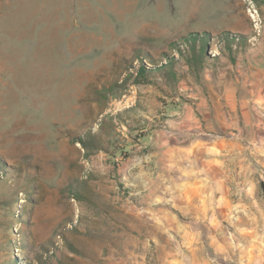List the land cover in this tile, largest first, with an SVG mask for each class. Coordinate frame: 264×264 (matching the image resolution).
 Masks as SVG:
<instances>
[{
	"label": "rangeland",
	"instance_id": "374dc122",
	"mask_svg": "<svg viewBox=\"0 0 264 264\" xmlns=\"http://www.w3.org/2000/svg\"><path fill=\"white\" fill-rule=\"evenodd\" d=\"M260 39L264 0H0V264H187L185 205L148 157L185 119L224 141L209 211L248 242L264 74L238 70L264 73Z\"/></svg>",
	"mask_w": 264,
	"mask_h": 264
},
{
	"label": "crops",
	"instance_id": "0c3cea01",
	"mask_svg": "<svg viewBox=\"0 0 264 264\" xmlns=\"http://www.w3.org/2000/svg\"><path fill=\"white\" fill-rule=\"evenodd\" d=\"M255 46L256 50L261 48L264 51V39H260ZM238 72H248V76L264 74L251 66L248 70L239 69ZM256 82L253 80L251 84ZM173 123L178 133H156L152 143L158 150L148 157L154 158L150 166L158 174L154 182L159 181L161 184V180L167 181L175 189L177 200H183L185 205L182 214L184 224L176 223L174 232L179 235L182 232L186 236L185 244L191 247V259L187 264H264V228L250 229L253 233L248 242H241L240 247L231 246L224 228L215 222L224 218L222 211L220 216L219 212L209 211V203L218 204L223 197L221 194L225 183L218 179V172L221 171L218 157L223 152L224 141L217 139L218 136L208 130L197 133L198 136L193 135V126H190L188 119ZM138 166L144 170L145 166ZM128 169V166L124 168ZM208 188L212 192L207 195ZM209 220H214L212 224L216 223V226L209 227ZM209 247L222 258L220 262L208 257ZM232 247L233 251L229 250ZM232 253L233 257H230Z\"/></svg>",
	"mask_w": 264,
	"mask_h": 264
},
{
	"label": "trees",
	"instance_id": "16d2710c",
	"mask_svg": "<svg viewBox=\"0 0 264 264\" xmlns=\"http://www.w3.org/2000/svg\"><path fill=\"white\" fill-rule=\"evenodd\" d=\"M78 142H80L85 147V143L82 140H79ZM261 189H262L263 198H264V187H263V185H261Z\"/></svg>",
	"mask_w": 264,
	"mask_h": 264
}]
</instances>
